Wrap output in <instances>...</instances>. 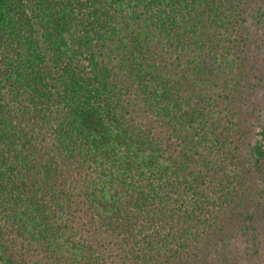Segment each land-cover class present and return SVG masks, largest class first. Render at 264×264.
<instances>
[{
  "label": "trees",
  "instance_id": "trees-1",
  "mask_svg": "<svg viewBox=\"0 0 264 264\" xmlns=\"http://www.w3.org/2000/svg\"><path fill=\"white\" fill-rule=\"evenodd\" d=\"M263 20L264 0H0V264H242Z\"/></svg>",
  "mask_w": 264,
  "mask_h": 264
},
{
  "label": "rangeland",
  "instance_id": "rangeland-1",
  "mask_svg": "<svg viewBox=\"0 0 264 264\" xmlns=\"http://www.w3.org/2000/svg\"><path fill=\"white\" fill-rule=\"evenodd\" d=\"M257 27H261V29L257 32V38L255 41H259L260 39L262 41H260L259 44L253 41L252 50L256 56L258 68L260 69V72L264 74V20ZM261 84L262 85L256 88V91H252L249 95L251 101L247 103L245 107L246 109L251 110L256 103H260V105L263 106L262 121L264 122V81ZM257 130L260 129L257 127ZM261 201L264 202V199ZM261 209H264V206L261 207ZM260 213L261 215L257 218L258 226L256 231H254L253 228L246 233L242 231V235H237V237L234 238L236 249H234L232 254H238L242 264H264V215H262V213L264 214V211L261 210ZM254 233L256 234V245H253L254 241L252 236ZM232 254L229 253V255Z\"/></svg>",
  "mask_w": 264,
  "mask_h": 264
}]
</instances>
